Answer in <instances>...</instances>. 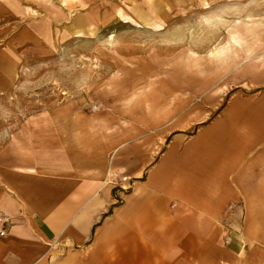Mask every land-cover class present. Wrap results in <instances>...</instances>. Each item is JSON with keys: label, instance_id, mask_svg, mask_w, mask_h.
I'll return each mask as SVG.
<instances>
[{"label": "rangeland", "instance_id": "1", "mask_svg": "<svg viewBox=\"0 0 264 264\" xmlns=\"http://www.w3.org/2000/svg\"><path fill=\"white\" fill-rule=\"evenodd\" d=\"M263 93L264 0H0V149L42 126L65 162L133 170L169 127Z\"/></svg>", "mask_w": 264, "mask_h": 264}, {"label": "crops", "instance_id": "2", "mask_svg": "<svg viewBox=\"0 0 264 264\" xmlns=\"http://www.w3.org/2000/svg\"><path fill=\"white\" fill-rule=\"evenodd\" d=\"M7 141L0 264H264V93L231 98L192 134L169 127L133 170L65 162L42 126Z\"/></svg>", "mask_w": 264, "mask_h": 264}, {"label": "built area", "instance_id": "3", "mask_svg": "<svg viewBox=\"0 0 264 264\" xmlns=\"http://www.w3.org/2000/svg\"><path fill=\"white\" fill-rule=\"evenodd\" d=\"M8 220H9V216L6 213L3 214V216L0 218V222L1 223H6V222H8ZM0 234L1 235H4L5 234V229L3 227L0 230Z\"/></svg>", "mask_w": 264, "mask_h": 264}, {"label": "trees", "instance_id": "4", "mask_svg": "<svg viewBox=\"0 0 264 264\" xmlns=\"http://www.w3.org/2000/svg\"><path fill=\"white\" fill-rule=\"evenodd\" d=\"M208 122V121H207ZM207 122H203V123H201L200 125H204V124H206Z\"/></svg>", "mask_w": 264, "mask_h": 264}]
</instances>
